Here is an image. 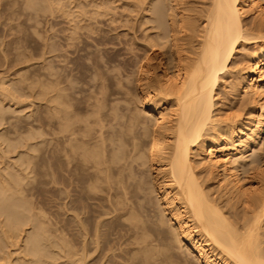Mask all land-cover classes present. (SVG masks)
I'll return each mask as SVG.
<instances>
[{"label": "bare ground", "instance_id": "obj_1", "mask_svg": "<svg viewBox=\"0 0 264 264\" xmlns=\"http://www.w3.org/2000/svg\"><path fill=\"white\" fill-rule=\"evenodd\" d=\"M167 4H165L166 6L163 4L159 10L157 9L161 23L158 25L159 27L156 24L158 31L156 38L158 37L162 42H160L161 44L169 41V44L167 43L169 46L164 48L162 54L167 69L163 66V63H158L156 64L157 73L152 69H144V74L137 76L136 100L138 98L140 101L139 104H141L143 111L141 107L140 110H135L134 105V110H130L125 122H120L123 119L121 116L122 119L118 121L119 129L116 128V130L114 129L106 135L102 132L101 127L92 132V128L80 127L79 120L74 119V144L72 143L74 152H71L72 150L70 149V152L74 153V200L75 198L85 197L83 199L90 200L92 198L94 200L96 198L98 201H103L104 198H99V195H101L99 192L105 194V202L108 203L107 212L114 214L115 218L113 219L112 215L110 221L124 220L128 222V225L135 230L132 237L135 239V243L139 245L138 253L143 262H149L148 259L152 258V249L156 245V239H152L150 234L153 229L151 232H147L148 228L145 229L143 226V221L146 218L143 217L144 215L142 216L141 207L138 205L132 206V200L129 203V196L132 195V190H139L140 192L138 191L137 193H141V196H144L147 190L143 185L144 181L141 175L135 168L131 170L130 167L132 163L139 166L147 165L151 176L150 188L158 195L160 203L158 202L157 204L162 206L160 211H164L171 222L169 232L173 236L172 238L185 248L184 251L186 250L193 254L198 263L264 264V246H261L262 240L260 238V229L262 228V222H264V188L249 194L248 188L243 183L244 177L240 172V169L245 170L246 153L252 147L256 148L260 135L264 131V0H209L201 15L202 26L197 32L199 39L196 42L197 36L193 37L195 38L196 46L190 48L191 50L188 54H182L181 47L177 44L174 27L176 22L171 11L172 7H167ZM32 6L30 5V7ZM82 7L84 8V6ZM93 8H95L94 5L92 10ZM91 13L93 14V12ZM99 13L101 12L99 11ZM247 14L253 19L250 24H248L249 22L245 24L246 19L244 20V16L246 17ZM191 20H189L190 24L193 21ZM180 21L182 23L183 18ZM193 26L195 25L193 24ZM103 40L101 36L97 38L98 43ZM248 43L251 45L249 51H247L248 46L245 47ZM240 47L247 49L245 51V48H242L244 50L243 56L237 55V57L240 56L238 58L241 61L239 59L236 60V54ZM157 55L160 60V55L158 53ZM77 59L79 60V58ZM231 69L234 70L232 74L229 72ZM226 75L229 78L227 81ZM221 80L222 82L220 83L219 81ZM93 81L95 80L93 79ZM219 87L229 90L227 92L229 95L227 100L229 99L233 102V98L238 100L240 98H237V96L240 95H249L250 99H257L261 105L260 112H248L244 121L241 117L220 118L222 115L218 113L220 108H216V104L219 102L216 98ZM106 90L103 93L106 94ZM244 102L240 103L243 104ZM223 106L226 108L225 105ZM82 110L80 109V111ZM226 115L228 116V114ZM68 125L66 126L68 127ZM12 149L15 150V146ZM62 151L61 153L64 154V149ZM68 155H70L69 152ZM31 157L32 155L27 156L23 167L20 168L18 166L20 169L18 167L16 169L12 168L15 171L12 174L11 172L10 174L6 172L8 175L0 173V261L6 258L2 261L4 263L7 260V255L12 256L14 254H8L5 249H7L6 247L10 242H16L14 244L17 248L13 249L16 258L14 256L15 259L8 257V260H15V264H84V257H86L84 241L81 245L80 255L77 250L72 249L73 245H69L68 242L71 241L63 238L68 233L67 231V233L64 232V236L57 235L59 229L60 232L65 231H62L61 228L63 227L58 226L59 229L56 227L52 229L49 227L50 223L46 224L44 220L46 218L45 210L43 211L44 208L40 205V202H43L41 197L44 194L41 193L42 195L38 198L42 200H38L36 204L32 203V200L28 198L33 194L39 195L41 188L39 189L40 186L38 187V184L39 182L43 184L42 181L37 182L35 178L36 184L34 177L38 175V180H40V177L42 179V176H40L42 171L40 169L44 164L35 162L39 167V170L37 168L39 174L36 172L34 174L31 173L36 170L35 166H30ZM258 165H261L260 160L257 163ZM51 167L54 168L52 169L54 172L55 167L50 166L49 168L51 169ZM49 171L51 170L47 172ZM47 172L44 171V173ZM29 173H31V176ZM52 173H50V177H52L51 181L53 182V178L56 175L53 173V176ZM57 181L63 182V180L59 179ZM57 181H54V183L57 184ZM42 184L39 185L42 186ZM44 191L46 192V188ZM148 191L150 193V190ZM129 192L131 195H129ZM232 198L243 204L241 213L229 210V202ZM33 202H36V200ZM75 205V209L72 208V211L77 209V205L76 207ZM85 206H82V208ZM80 208L78 209L80 210ZM107 212L105 211V214ZM74 217L76 219V216ZM81 217L82 219L77 217V220H75L76 225L79 227L76 232L85 235L87 229L85 226L88 227L89 222L87 224L88 219L83 218L84 216ZM140 217L142 218L140 219ZM161 219L163 218L161 217ZM161 219L152 222L156 229L163 224H160L163 221H160ZM99 220L101 219L98 218V221L93 224V230L92 227L90 228L91 232L93 231L92 235H94L95 250L105 238V236H102L103 240L99 241V239H102L100 236L103 234L99 232L101 224ZM54 224H51V226ZM107 227L109 226L103 228ZM103 228L101 227V229ZM88 230L87 232H89ZM104 231H108V229H104ZM22 232L24 233L23 237H21ZM60 232L59 234H61ZM14 244L12 245L15 246ZM103 246L104 244L101 247L103 248ZM16 249L20 250L16 252ZM3 255L5 256L3 257ZM133 257V254H129L126 260H124L125 258L123 259L124 263L122 261L119 262H122L121 264H130L129 261ZM62 258H65V261L63 259V261L59 262L58 260ZM168 259V255L164 254L163 258L158 262L148 264H164L165 262L168 263ZM12 262L14 264V261L9 263L12 264Z\"/></svg>", "mask_w": 264, "mask_h": 264}, {"label": "rangeland", "instance_id": "obj_2", "mask_svg": "<svg viewBox=\"0 0 264 264\" xmlns=\"http://www.w3.org/2000/svg\"><path fill=\"white\" fill-rule=\"evenodd\" d=\"M167 2L169 3L167 4ZM208 3L209 0H0V173L8 175V173L10 174L11 172L12 174L15 172L14 169H16V167H23L28 155H32L30 159V166L33 165V167L35 166L36 169L31 173L34 174L35 172H39V167L37 166L39 162L40 164L42 163V165L44 164L42 168L39 164L40 168L43 169H40V171H42L40 174L42 179L40 177V180H38V175L35 177L32 175L34 179H37V182H43V184L39 182V184H42V186L38 184V187L40 186L39 189L41 188L40 194L37 196L33 194L34 196L30 195L28 198L32 200L31 202L34 204L38 203L37 201L41 198L43 199L44 205L43 202H39L44 208H42L43 211L45 210L44 212L46 218L44 220L46 221V224L48 225L50 223L49 227L52 229H54V227L59 229L58 226L63 227L61 228L62 231H65L60 232L59 229L61 234H59L57 231V235L64 236V234L68 232L63 238H65V240L67 239L68 241H71L72 243L68 242L69 245H73L72 249H75V251L77 250V253L79 254L81 253V245L84 241V253L86 254V257H84L85 261L83 260L84 264H121L124 258V260L128 258L129 254L134 255L131 261L128 260L130 264H148L151 262H158L163 258L164 254L168 255L169 257L168 263L165 262L164 264H200L195 259L193 254H190L186 250L184 251L185 248L182 245L180 246V244H178V242L172 238L173 236L169 232L171 222L169 221L167 214L164 213V211H160L162 210V206L157 204L159 202L158 195L150 188L151 176L147 169V165L139 166L135 163H132L130 167L131 170L135 168V170H137L141 175L142 180L144 181L143 185L147 188L145 195L141 196V193L138 194L137 192L139 190H132V195L130 192L129 195L131 196L127 195L130 197L129 203L132 200V206L138 205L141 207L142 216L144 215L143 217L146 218V221L142 219L144 220L143 226L145 229L148 228L147 232H151L153 229L154 232L152 231L153 233L151 232L150 234L152 239L155 238L157 241H155L156 245H154L152 249V258L148 259L149 262H143L140 254L137 251L139 245L135 243V239L132 237L135 230L132 229L128 225V222L124 220L119 221L116 219L118 222H115V220L114 222L110 221V219H112V215L113 219L115 218L114 214H109L107 212L108 203L105 202V194L99 192V194H103L101 196L97 192L100 199L104 198L103 201H98L96 198L94 200L92 198L90 200L83 199L85 197H80L79 199L75 198L74 200V153L71 152H74V119L79 120L80 125H78L80 127L86 129L92 128V132H95L97 129H99V127H101V130H103L102 132L105 133V135L109 132H112L114 129L116 130V128L119 127L118 121L123 118L120 122H125L126 117L130 114L131 109L140 110L142 108L141 104H139L140 101L138 98L136 100V78L144 74V69H152L157 73L158 68L156 67V64L158 63H163V66L167 69V65L164 62V56L162 54L164 48L169 46V41L165 43L163 42L164 44H161L162 42L158 39V37L156 38L158 32L157 26L161 23L158 12L160 6L167 4V7H172L171 11L174 16V21L176 22L174 24L175 36L177 38L176 41L178 42L176 43L179 47H181L180 49L182 50V54H188L191 50L190 48L196 46L195 44L198 41L197 39H199L197 32L202 26L201 15ZM30 5H35L39 8H36L35 6L30 7ZM93 5L95 7L93 8L94 11L92 10ZM82 6H84V8ZM90 11L93 12L94 15ZM99 11L102 14L99 13ZM182 12L186 15H184ZM247 15L246 17L244 16V20L246 19L245 24L248 22V24H250L253 19L250 15ZM181 18H183L182 23L180 21ZM191 19L196 21L193 22ZM189 20L192 21L191 24L189 23ZM193 24L195 26L192 27ZM181 35L183 36L181 37ZM100 36L103 37L104 40L98 43L97 38ZM196 36V39L193 38ZM247 46L248 50L245 48ZM250 46V43H248L245 47H240L236 54V60H238V57H240H237V55L243 56L244 50L242 48H245V51H249V49H251ZM78 50L80 51L78 52ZM157 53L160 55L162 60L158 59L159 56ZM77 58H79V60ZM229 72L232 74L234 70L231 69ZM99 78L102 80V82ZM93 79L95 81H93ZM227 80H229V78L226 75V81ZM219 82L221 83L222 80ZM105 90L106 94L103 93ZM4 91H8L9 93H5ZM217 91L216 98L219 100V102H221L220 105L222 104V109L220 105H218L219 102L216 104V108H220H218V113L222 114H220L221 116L218 114L220 118L241 117L244 121L248 112L254 111L259 113L261 110V105L259 104L258 100L252 97V99H250L249 95L237 96V98H240L238 100L233 98L235 102L234 103L229 99L227 100L229 97L227 92L229 90H224L223 88L219 87ZM85 99H88L89 102ZM241 99L242 101H245V104H241ZM222 101L224 102L222 103ZM232 102L236 106H234ZM134 105L135 107L133 109ZM223 105H225L226 108ZM92 106L95 108L93 109ZM80 109L82 111H80ZM141 110L143 111V108ZM143 113L145 114V112ZM113 114L115 117H113ZM226 114H228V116ZM146 116L148 115L146 114ZM105 123L109 124L106 125ZM66 125H68V127ZM16 128L17 130L15 131ZM14 146L15 150H13L14 148L12 149ZM63 149L64 154L61 153L63 152ZM70 149L72 150L71 152ZM66 151L67 153H65ZM51 152H53V154H51ZM68 152L71 156L68 155ZM65 156L69 159H66ZM56 158L57 160H55ZM259 160L261 161V165L257 166ZM65 161H68V165ZM50 166L55 167L54 172L52 171L54 168L51 167L50 169ZM47 168H49L48 170H51L56 176H54L51 171L47 172ZM63 168L65 169L63 170ZM44 171L47 173H44ZM240 172L244 177L243 183L245 184L246 188H248L247 191L249 194L264 188V131H262L260 135V140L256 148L252 147L246 153L245 170L240 169ZM31 173H29L30 176ZM50 173H52L54 176L53 182L51 181L52 177H50ZM47 174L49 175V178ZM49 179L52 183L49 181ZM57 179L63 180V182L57 181ZM54 181H57L58 183L56 184ZM66 187L68 188L66 189ZM45 188L46 192L44 191ZM148 190H150V193ZM41 193L44 194V196L39 199L38 197L42 195ZM132 196L134 197L133 199ZM35 200L36 202H33ZM74 204L77 205V209L79 207L82 208V206H86L82 209L80 208V210L76 209L72 211ZM229 205V210L231 211L234 210L241 213L243 210V204H240L235 198L230 200ZM105 211L108 214H105ZM103 214H105V216H103ZM160 215L163 219H161ZM74 216H76V219H74ZM81 216H84L83 218H86V220L88 219L87 224L89 222L88 227L85 226L87 228L85 232L86 236L83 235V233L78 234L76 232L79 227L76 225L75 220H77V217L82 219ZM98 218L101 219L99 221L101 222L100 226L102 228L106 226L109 227L101 229L99 226V232L103 233L100 237L102 238V236H105L104 241H102L104 246L102 248V244H98V248L95 250L93 243L94 235H92L93 231L91 232L90 228L92 227V230L94 229L93 224L95 221H98ZM141 218L142 217H140V219ZM148 218L149 220H147ZM157 219H161L160 221L163 220L160 222V224L165 223L164 226L161 224L163 228L161 226L160 228H157L158 231L152 223ZM51 224L57 225L51 226ZM84 225L86 224L84 223ZM104 229H108V231H104ZM87 230L89 232H87ZM260 234V238L262 240L261 246H264V222H262ZM23 235L24 233L21 237H23ZM101 240H103V238L99 239V241ZM14 243L10 242L6 247L7 249L5 250H7L8 254H15L13 249L15 250L17 246ZM74 245L77 247L75 248ZM18 250L20 249H16V252ZM7 252L5 253L7 254ZM14 254H12V256H7L9 258L15 259L16 254ZM4 256L5 255H3V257ZM12 259H9L8 261H14L15 264V260ZM63 259L65 261V258L59 259L58 261L61 262ZM7 260L5 261L6 263H3L2 261L0 262H2V264H8L9 262ZM119 261L122 262L120 263Z\"/></svg>", "mask_w": 264, "mask_h": 264}]
</instances>
